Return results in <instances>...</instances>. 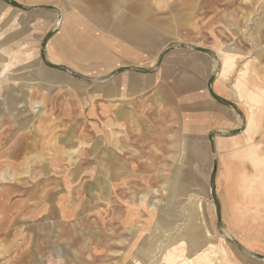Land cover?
<instances>
[{
  "label": "rangeland",
  "instance_id": "374dc122",
  "mask_svg": "<svg viewBox=\"0 0 264 264\" xmlns=\"http://www.w3.org/2000/svg\"><path fill=\"white\" fill-rule=\"evenodd\" d=\"M73 1L81 9L89 7L83 0H0V16L14 10L0 41L25 23L32 26L30 20L51 23L38 56L5 75H24L21 84L7 90L16 106L8 108L12 104H6L5 94L0 97V264L135 263L136 253L150 244L146 234L154 233L152 219L144 231L136 223L148 219L149 204L164 211L162 182L186 152L181 138L193 144L188 150L192 157L199 150L189 170L207 181L208 190L190 187L187 197L177 198L182 202L176 208L178 221L168 226L167 235L174 238L202 227L197 242L214 235L202 249L213 246L217 264H226L222 248L227 264H264V243L247 249L236 232L226 233L224 204L232 198L225 184L216 181L223 169L216 143L245 132L244 104L234 85L246 72L249 85L264 91V0H97L104 22L94 31L89 17L69 15L82 25L79 30L85 29L70 33V39L59 34L54 19L60 20L62 9ZM117 26L149 29L157 39L137 43L118 33ZM19 38L12 49L29 50L25 37ZM62 43L69 47L61 49ZM219 51L238 54L226 73ZM22 66L26 68L15 72ZM42 69L46 76L39 80L35 73ZM188 76L205 84L191 89ZM22 93L46 109L51 127L41 135L35 132L37 122H30ZM260 105L261 129L253 142L261 144ZM112 130L123 136L112 135ZM108 131L111 140L103 141ZM202 142L207 147H200ZM143 193L147 197L141 205L138 196ZM205 200L214 206L203 204ZM130 210L137 211L131 223ZM161 215L155 219H163ZM160 245L148 264H156Z\"/></svg>",
  "mask_w": 264,
  "mask_h": 264
},
{
  "label": "bare ground",
  "instance_id": "6f19581e",
  "mask_svg": "<svg viewBox=\"0 0 264 264\" xmlns=\"http://www.w3.org/2000/svg\"><path fill=\"white\" fill-rule=\"evenodd\" d=\"M83 1L85 2L84 4L86 6H89L88 8L84 7L81 9V8H79V5L73 1V3H70L69 6H66V7H64V9H62V17L60 18V20L57 19V21H56L54 19V23H56L55 25L56 26L58 25V27H59L58 28L60 31L59 34H62V36L68 34V38L72 39L74 36L69 37L70 33L71 34L72 33H76V34L85 33V29L79 30L82 27V25L76 23V20H72L73 15L77 16L78 14H82V16L84 15L85 17H89L92 20V22H90V24L92 26V29H94V31L98 30L97 25L99 23L102 24L104 22V18H102V15H101L102 14L101 4L98 3L97 0H83ZM161 1L162 0H156L157 3H160ZM8 10H9L8 13H6L4 16H2V15L0 16V32L3 30L4 31L7 30L9 27L8 25H9L10 19L7 16L10 12L13 13L14 10L11 7ZM21 14H26V13L21 11ZM69 15H71L72 17H70ZM74 19H76V18H74ZM30 21L31 22L33 21L32 26L29 27L28 24L25 23L24 26H22L19 31L12 33L10 35L7 34L6 38L4 35L3 41L2 40L0 41V78L2 79V80H0V97H1V93L5 94L4 100H5L6 104L9 102L12 104V105H7L8 108L9 107L10 108L15 107L16 105L14 106V100L7 90L12 88L13 84H21L25 78H24L23 74L21 76H16V77L11 76L10 78H5V75L9 74L11 67H13L15 65L23 64V62L26 63L31 57H33L35 55L38 56V53L40 50V42H41L42 38L44 37V35L46 34V32H48V29H49L50 24H51L50 21H47L46 19L45 20L36 19V20H30ZM21 22H22V20H21ZM28 22H29V20H28ZM21 24L23 25V23H21ZM86 28H88L89 31L91 30V28H89L88 25H86ZM110 28H112V27H110ZM116 30L121 35L126 36L128 38H131V39L135 40L137 43L157 39L155 31L145 29V28H136V27H129V26H127V27H120L119 26L118 27L117 26ZM30 31H36L38 33L37 34H31ZM101 31H103V30L101 29ZM28 32H30V34H28ZM8 33H9V31H8ZM20 36L25 37V41L27 43V46L29 47V50L24 51V49H22L19 51H14L12 49L15 47V45H17V44H15V40L17 38H19ZM53 42H54V40L52 42L50 41L49 45L47 46L48 49L50 48V45L53 44ZM67 42L69 43L70 40ZM162 43H164V42L162 41ZM167 44H169V43H167ZM68 47L69 46L65 43H62L60 45L61 49L62 48L67 49ZM161 47L162 46L158 47V51L156 53L160 52ZM231 51H228L227 53H223V52L219 51L218 55H217L218 59L220 58L222 60L221 66H222V70H225V73L227 72L228 68L234 67V64H235L234 60L236 59V56L238 55L235 51H233V52H231ZM65 53H67V52H65ZM132 54L133 53L130 52V55H132ZM15 57L17 58L16 61L12 62V60H14ZM36 60H38V62L40 63V59H36ZM8 65H9V67H8ZM25 68H26L25 66H22L18 70H15V72H18L19 70H24ZM215 68H216V63L214 65V70H215ZM214 70L213 71L211 70V73H213ZM5 71H6V74H5ZM46 72H47L46 70L42 69V71H40V70H39V72L37 71L35 73V75L38 76L37 78L39 80H44V78L46 76L45 75ZM231 72H232V70H230V73ZM19 75H20V73H19ZM187 78L189 79V76ZM51 80H53V79H51ZM49 82H51V81H49ZM189 83H190L189 86L191 89L192 88L195 89L196 87L202 88L203 84H205L204 80L202 82L200 80H197L196 84H195L194 82L190 81V79H189ZM234 87L236 90L237 97L244 104V105H242V107H244V111H245V115H246V121L244 122L245 132L242 134V137L246 143H251V142H253V136L258 134L259 129H261L260 127H261V121H262V117H261L262 116V106L260 104H262V103L264 104V101H263L264 91L261 90L258 86H254L253 84L249 85L248 76H247L246 72L242 74L241 78L238 79V81L236 82ZM250 88L253 89L251 91V93L249 91ZM107 93H109V92H107ZM21 100L23 101L25 107L28 106V111H29V115H30V122H34V123L37 122V125H35L36 126L35 132L37 133V135H38V132L40 133L39 135H41V133L43 131H46L48 128L51 127V123L48 121V115L46 113V109H45L44 105L41 104L42 103L41 101H34L31 104L30 96L27 94H23V93H22ZM208 105H209V102H208ZM201 107L203 108V106H200V108ZM236 121H237V125H238L239 119H236ZM186 132H188V131H186ZM186 132H184V133H186ZM181 144H182L181 147H182L183 151H186L185 154L183 155L181 153L183 155V156H181V161H179L175 164L173 163L174 166L171 168L170 172H168L169 173V175H167L168 177L166 176L165 178H163V182H162V186H163V190H164L163 192L167 197V202L165 204V207L163 208L164 211L160 212L157 209V206L155 204H149L145 210L146 214L148 216V219L144 222H140V223L137 222L136 223L137 230L138 231H144L145 228L147 227V225L149 224V222H151L153 220V226H154L153 232L154 233L152 235L146 234L147 240H145V241H148L147 243H150V244L145 245V247L142 248L140 254L136 253L135 256L138 258V260L136 258V261L133 264H148V261H150L151 258L155 257V255L153 253H154V250L156 249L157 244H159V243L161 245L163 243L164 244L162 245L161 253H160V256L157 258L156 264H217V259H216L217 254H216L213 246H211V247L208 246L206 249H202L204 246H206V244H208L210 241L213 240L212 237L214 235H210V233H209V235H205V238L207 240L197 242V240H199V238L201 237V234H202L201 231L203 230L202 227H197V228H195V230L190 229L187 233L176 236L174 238H171V237L169 238V236L167 235V232L169 231V229H167L168 226H172L175 224L176 221H178L176 219L177 218V212H178V210L176 208L178 207L177 204L182 203V202L178 201L179 199H177V198L178 197L179 198L180 197L181 198L187 197L188 195L186 194L185 191H187V189L190 187L208 190V187L206 185L207 181L205 179L204 180L198 179L193 174H191L192 172L189 170L190 159H197V157H198L197 154H198L199 150L196 149L195 153L193 154L195 156L192 157L190 155L191 153H188V150H189V147L192 146L193 144L192 143L190 144V141L185 140L183 138H181ZM233 144H235V142H233ZM199 146L203 147V148L207 147V145L204 144L203 142L199 143ZM229 146H230V139L229 138H221L218 140V147L219 148L225 149V148H228ZM162 167H164V166H162ZM198 173L203 174L204 172H202V173L198 172ZM110 188L111 187L109 186L108 189H110ZM152 192L154 193V195H156L158 193V191L155 189H152ZM208 196H209V193L207 194V192L203 191L202 197L207 198ZM138 197H139L138 198L139 204L142 205L144 200L147 197V194L143 193V194H140ZM202 203L206 204L207 206H214L213 204H211L212 202L210 200L202 201ZM197 208H198V206H197ZM201 209L202 208L199 207V210H201ZM194 212H196V211H194ZM159 213L163 214V215H161V217L163 219H161V218H160V220L155 219L156 214H159ZM129 214L130 215L128 216V221L130 220L129 222L131 223L136 218L137 211H135V210L131 211L130 210ZM87 216H88V214H87ZM45 221H47V220H45ZM198 224H200V223H198ZM135 229H136V227H134V230ZM252 232H254V229H252ZM136 233H137V231L133 232V234H136ZM226 233L228 235H230L228 232H226ZM193 236H195L197 238L195 239ZM215 238H217V235H215ZM179 243L186 244L187 245L186 249H182V247H178L177 245ZM84 250L85 249H83V251ZM115 250H118V249H115ZM156 251H158V250H156ZM119 254H120V252H119ZM221 257L224 260V262L227 264V256L225 255V248H222ZM46 260H47V258H46ZM50 260H52V259L50 258ZM127 263H128V261H127Z\"/></svg>",
  "mask_w": 264,
  "mask_h": 264
},
{
  "label": "crops",
  "instance_id": "0c3cea01",
  "mask_svg": "<svg viewBox=\"0 0 264 264\" xmlns=\"http://www.w3.org/2000/svg\"><path fill=\"white\" fill-rule=\"evenodd\" d=\"M104 133L103 141H110V131ZM113 134L123 136L119 130H112ZM242 134L230 136L228 148H219L216 143V157L219 156L223 166L216 181L218 185L225 184L232 198V203L224 204L226 232H236L249 249L254 243H264V137L261 144L246 143Z\"/></svg>",
  "mask_w": 264,
  "mask_h": 264
},
{
  "label": "water",
  "instance_id": "95a60500",
  "mask_svg": "<svg viewBox=\"0 0 264 264\" xmlns=\"http://www.w3.org/2000/svg\"><path fill=\"white\" fill-rule=\"evenodd\" d=\"M57 28H58V25H57Z\"/></svg>",
  "mask_w": 264,
  "mask_h": 264
}]
</instances>
